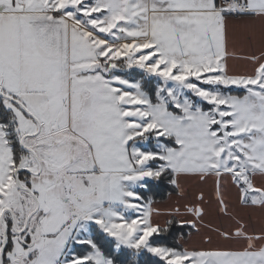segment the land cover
I'll return each mask as SVG.
<instances>
[{
  "label": "snow or ice",
  "instance_id": "6c2138e0",
  "mask_svg": "<svg viewBox=\"0 0 264 264\" xmlns=\"http://www.w3.org/2000/svg\"><path fill=\"white\" fill-rule=\"evenodd\" d=\"M0 264H264V0H0Z\"/></svg>",
  "mask_w": 264,
  "mask_h": 264
},
{
  "label": "trees",
  "instance_id": "16d2710c",
  "mask_svg": "<svg viewBox=\"0 0 264 264\" xmlns=\"http://www.w3.org/2000/svg\"><path fill=\"white\" fill-rule=\"evenodd\" d=\"M154 195H155V198L158 199V200L166 198V194L161 195V194H158V193H154Z\"/></svg>",
  "mask_w": 264,
  "mask_h": 264
}]
</instances>
